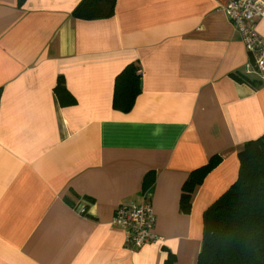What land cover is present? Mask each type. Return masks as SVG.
Masks as SVG:
<instances>
[{
    "label": "crops",
    "instance_id": "0c3cea01",
    "mask_svg": "<svg viewBox=\"0 0 264 264\" xmlns=\"http://www.w3.org/2000/svg\"><path fill=\"white\" fill-rule=\"evenodd\" d=\"M80 1L0 0V264H197L203 211L264 133V77L247 69L228 0H115L93 19L73 16ZM255 29L264 38V15ZM129 63L140 92L121 111ZM213 155L182 212L185 180ZM143 193L161 239L132 251L111 219Z\"/></svg>",
    "mask_w": 264,
    "mask_h": 264
},
{
    "label": "trees",
    "instance_id": "16d2710c",
    "mask_svg": "<svg viewBox=\"0 0 264 264\" xmlns=\"http://www.w3.org/2000/svg\"><path fill=\"white\" fill-rule=\"evenodd\" d=\"M114 6L115 0H81L72 14L87 19L105 18L113 14ZM233 76L252 86L262 80L246 74ZM55 92L62 104L74 103L75 98L62 78L58 79ZM139 92L140 70L129 63L116 76L113 107L129 110ZM238 160L236 179L203 211L197 264H264V133L243 145ZM220 161V155H213L207 163L190 172L180 195L182 212L190 211L193 192ZM76 208L83 210L80 205Z\"/></svg>",
    "mask_w": 264,
    "mask_h": 264
},
{
    "label": "built area",
    "instance_id": "2783aa9c",
    "mask_svg": "<svg viewBox=\"0 0 264 264\" xmlns=\"http://www.w3.org/2000/svg\"><path fill=\"white\" fill-rule=\"evenodd\" d=\"M224 10L240 34L250 57L247 69L263 78L264 38L256 31L255 20L264 15V0H228ZM148 199L143 193L140 200L118 206L111 219L112 225L123 231L124 245L129 250L161 239L152 229L154 215Z\"/></svg>",
    "mask_w": 264,
    "mask_h": 264
}]
</instances>
